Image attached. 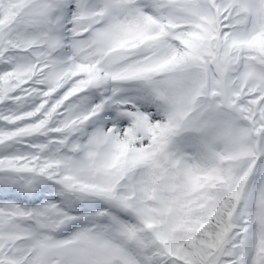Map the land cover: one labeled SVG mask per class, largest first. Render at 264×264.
Masks as SVG:
<instances>
[{
    "label": "snow or ice",
    "instance_id": "obj_1",
    "mask_svg": "<svg viewBox=\"0 0 264 264\" xmlns=\"http://www.w3.org/2000/svg\"><path fill=\"white\" fill-rule=\"evenodd\" d=\"M0 264H264V0H0Z\"/></svg>",
    "mask_w": 264,
    "mask_h": 264
}]
</instances>
